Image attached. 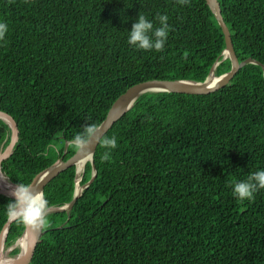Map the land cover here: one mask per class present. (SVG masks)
I'll use <instances>...</instances> for the list:
<instances>
[{
  "label": "trees",
  "instance_id": "1",
  "mask_svg": "<svg viewBox=\"0 0 264 264\" xmlns=\"http://www.w3.org/2000/svg\"><path fill=\"white\" fill-rule=\"evenodd\" d=\"M220 2L240 61L262 64L209 94H141L105 134L117 146L96 148L97 176L72 210L49 212L30 264H264V189L251 200L233 195L235 182L264 170V0ZM139 15L153 29L167 15L161 51L128 43ZM0 23V110L20 128L1 170L15 184L73 156L66 141L100 125L131 86L203 82L217 62V76L232 69L206 0H0ZM11 135L0 118V153ZM92 174L88 162L81 184ZM76 179L73 165L45 186L49 208L72 202ZM11 199L0 194V232ZM24 231L12 222L6 247Z\"/></svg>",
  "mask_w": 264,
  "mask_h": 264
},
{
  "label": "water",
  "instance_id": "2",
  "mask_svg": "<svg viewBox=\"0 0 264 264\" xmlns=\"http://www.w3.org/2000/svg\"><path fill=\"white\" fill-rule=\"evenodd\" d=\"M206 1L208 5L210 6V8L212 9L213 13L215 14L220 26L222 27V30H223V33L226 39V49L223 52L224 59L226 58L231 59L232 69L223 75L217 76L215 75V69L217 65L220 63V62H217L213 66L209 76L203 82H197V81H191V80L152 79V80H147V81L137 83L131 86L130 88H128L126 92H124L114 101V103L112 104L111 108L109 109L107 113L106 118L99 125L101 128L98 130L96 135H99V136L105 135L113 127V125L132 108L137 98L143 93H146L149 91H154V92L166 91V92H177V93H185V94H209V93L215 92L223 88L228 83H230L231 80L234 78V76L237 74V72L240 70V68L243 67L244 65L248 63H256L259 65L262 64L260 61L255 60L252 57H249L243 61H240L236 53L235 47H234L230 28L228 27V24L226 23L225 18H224V13H223L220 0H206ZM0 118L8 122V124L12 128V135H11L10 143L5 148V150H3L0 153V168H1L2 162L6 160L8 157H10L14 151V148L20 138V128H19V124L17 120L11 114L0 110ZM70 144H71L70 141L67 140L65 143L66 150L68 149ZM98 145H99L98 142L93 138V142H92L91 149H90L91 151H93L91 154L92 157L90 160L93 166V174H92V178L87 183L82 184L83 190L89 187L97 176V169L94 164V153ZM88 155L89 154L87 153H83L79 156L77 155V151H76V153L68 159H65L64 155L61 156L53 165H51L44 171L38 173L36 177L34 178V180L32 181L31 185H33V187L36 190H42L44 192V188L49 182H51L61 172H63L64 170L68 169L69 167L73 165L76 166V173H77V178H78L76 164L78 161L87 157ZM13 184L16 185L15 183ZM78 185H79L78 179H76V189H75V194H74V198L72 202L64 206H61V207L50 208V212L72 210L78 198L83 193V190L80 193L78 192V189H77ZM10 192H11L10 189H0V194L11 196ZM12 222L14 221L8 220V222L5 224V226L1 230L0 244L2 241L5 242ZM44 233L45 231L43 230L40 233H38L35 237H33L32 235L29 234V230L25 226V231L23 235L19 237L17 241H19L23 237H27L29 248L23 257H21L19 260H16L15 262L11 264H30L34 258L38 242Z\"/></svg>",
  "mask_w": 264,
  "mask_h": 264
},
{
  "label": "clouds",
  "instance_id": "3",
  "mask_svg": "<svg viewBox=\"0 0 264 264\" xmlns=\"http://www.w3.org/2000/svg\"><path fill=\"white\" fill-rule=\"evenodd\" d=\"M181 4L187 0H179ZM161 27L153 29V23L146 19L144 15H139L136 22L132 24L129 32L128 43L135 45L139 49L161 51L164 47L168 35L169 25L167 24V15L158 17ZM7 32V24L0 23V40ZM151 33V35H150ZM153 37L155 39H153ZM101 127L97 124H85L82 131L75 134L70 141L77 149V155L87 153L92 154L91 145L93 138L98 144L106 149H113L117 146L115 136L111 138L103 135H96ZM49 148H55V145H48ZM102 160L109 159V152L106 151L101 157ZM11 187L10 195L13 199L7 204V215L11 221L23 223L29 230V234L35 237L38 233L49 227L47 219L50 212L48 200L42 190H36L31 184L18 183ZM258 189H264V170L253 172L246 179L237 181L233 184V195L239 200L254 199V192Z\"/></svg>",
  "mask_w": 264,
  "mask_h": 264
},
{
  "label": "bare ground",
  "instance_id": "4",
  "mask_svg": "<svg viewBox=\"0 0 264 264\" xmlns=\"http://www.w3.org/2000/svg\"><path fill=\"white\" fill-rule=\"evenodd\" d=\"M91 157H92L91 155H88L87 157H85V158H83L77 162V164H76L77 165V172L79 173L78 183H80V180L82 179V173L85 171V167H86L87 163L91 160ZM0 172L3 173L1 168H0ZM5 178H6V184L5 185L0 184V189H10L11 190L10 186L14 187L15 185L8 179V177L6 175H5ZM78 190L82 191V188L79 187V185H78ZM13 247H19L21 249V251L16 256H10L8 254V252L6 253L5 242L4 241L1 242L0 264H11V263L15 262L16 260H19L21 257H23L29 248V243H28L27 237L21 238L19 241H17V243Z\"/></svg>",
  "mask_w": 264,
  "mask_h": 264
},
{
  "label": "rangeland",
  "instance_id": "5",
  "mask_svg": "<svg viewBox=\"0 0 264 264\" xmlns=\"http://www.w3.org/2000/svg\"><path fill=\"white\" fill-rule=\"evenodd\" d=\"M55 143H56V145H57L59 148L62 147V142H61V141L56 140ZM89 162H90V161H89ZM83 174H84V172L82 173V178H83ZM78 176H79V173H78ZM80 177H81V176H80ZM77 179H78V178H77ZM81 181H82V179L80 180L79 187H81L82 190H83V187H82ZM0 184H1V180H0ZM77 189H78V188H77ZM78 192L80 193L81 191L78 190ZM14 248H16V247H13V246L10 247V248H7V247H6L5 251H6V253L8 252V254L10 255L11 252H12V250H13ZM18 248H19V247H18ZM10 249H11V250H10ZM19 249H20V248H19ZM20 251H21V249H20ZM10 256H11V255H10Z\"/></svg>",
  "mask_w": 264,
  "mask_h": 264
}]
</instances>
